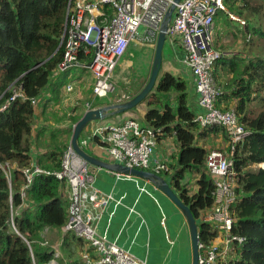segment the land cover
<instances>
[{
    "label": "trees",
    "instance_id": "16d2710c",
    "mask_svg": "<svg viewBox=\"0 0 264 264\" xmlns=\"http://www.w3.org/2000/svg\"><path fill=\"white\" fill-rule=\"evenodd\" d=\"M223 3L228 17L231 14L244 19L250 55L247 60L239 55L226 56L215 65L227 66L233 75L237 88L231 96L237 99L240 122L249 131L233 157L239 199L233 209L232 232L244 238V243L236 248L230 264H264V0ZM67 6L68 0H0V108L7 104L0 111V264H47L52 257L51 248L41 232L62 227L67 220L69 200L60 196L63 183L53 175H35L25 190V199L20 196L25 184L21 170L30 167L33 146L34 109L30 99L38 98L49 87L62 61ZM106 12L111 16L108 8ZM14 91L25 99L16 97L10 101ZM171 93L175 94L174 99L170 98ZM187 102L186 81L165 72L141 103L147 107V125L175 136L177 163L174 168L170 166L174 169L170 184L196 219L199 243L209 246L216 233L200 217L213 203L214 181L205 165L207 149L198 140L205 137L206 131L220 130L213 127L201 131L193 122L196 114ZM251 105L258 106L259 111L251 114ZM78 119L73 117L71 121L74 124ZM54 133L57 134L49 138L50 143H43L48 150L37 158V166L49 174L59 170L60 158L68 147L67 141L58 142V131ZM222 137L225 139L224 133ZM94 141L101 144L98 139ZM260 164L262 168H250ZM3 165H15L10 181ZM187 174L195 180L192 193L185 182ZM24 201L28 202L27 207L15 215Z\"/></svg>",
    "mask_w": 264,
    "mask_h": 264
},
{
    "label": "built area",
    "instance_id": "2783aa9c",
    "mask_svg": "<svg viewBox=\"0 0 264 264\" xmlns=\"http://www.w3.org/2000/svg\"><path fill=\"white\" fill-rule=\"evenodd\" d=\"M173 1L68 0L61 41L63 56L58 71L65 72L76 67L88 70L94 80L93 96L108 98L115 89L112 82L114 71L130 44L155 46L161 26L166 24L165 43L182 49L194 79L200 113L195 115L193 122L201 131L215 127L226 136L225 152L217 149L207 150L206 153L205 165L214 181L213 203L203 211L200 221L213 226L218 243L214 245L211 242L209 246L198 243V264H230V252L244 243V238L232 232L235 222L233 209L239 199L238 173L234 169L233 157L236 147L244 143L249 131L241 124L236 107H218L225 91L215 80L214 68L218 60L227 54L214 48L213 32L217 13L225 11V8L222 0H180L168 21ZM106 8L111 11V16H108ZM229 16L245 25L236 16ZM70 89L67 88L68 91ZM16 97L25 99L19 91H14L10 101ZM124 101L126 99L121 98L118 103ZM30 102L33 106L37 105L36 98H31ZM6 106H2L0 111H4ZM163 135L160 127L142 126L136 120L127 119L118 125L94 126L79 139V145L84 148L90 141L98 139L114 162L159 175L170 170L166 163L158 159L151 162L155 145ZM21 172L25 184L20 189V196L24 200L25 190L34 176L49 173L38 166L23 168ZM5 174L10 181L11 175L8 172ZM52 175L64 181L69 188L70 204L66 223L62 227L65 233L87 244L89 250L82 254L84 264H146L99 235L92 227L95 219L92 210L106 205L111 198H99L97 190L91 185L92 177L86 161L75 153L70 144L60 158L59 170Z\"/></svg>",
    "mask_w": 264,
    "mask_h": 264
},
{
    "label": "crops",
    "instance_id": "0c3cea01",
    "mask_svg": "<svg viewBox=\"0 0 264 264\" xmlns=\"http://www.w3.org/2000/svg\"><path fill=\"white\" fill-rule=\"evenodd\" d=\"M217 17L221 25L218 27L217 32H215L214 46L217 49L218 47L222 48V46H227V49L222 50L224 51L223 53L227 54V57L224 56L226 58H232L233 54L241 57V53L237 50V45L243 42V51L246 52L247 46L245 37L247 31L244 30V26L241 27L239 22H234L224 12L219 11L216 18ZM232 23L237 24V27L233 26ZM222 28L226 29L230 34L231 32L235 33L234 38H236V43L233 44V47L236 53L231 52L232 48L230 47L231 40H234L232 39L233 36L230 38L228 35L219 32ZM237 33L240 34V36H238ZM133 45L139 47L138 45L140 44L133 42ZM164 45H166L167 48H163L162 63L165 59L164 55L166 59L173 60V63H180L179 68L181 73L176 77L183 78L187 83V103L190 111L194 114L200 113V109L197 106V95L194 91V79L189 67L185 63L182 49L171 47L166 43ZM235 55L233 57H235ZM217 66L214 68L215 78ZM222 68L225 69L227 67L223 66ZM80 69L82 70V72H80L81 74L87 73L90 75L91 79H93L88 70ZM161 69L162 64L160 70ZM227 70L229 72V69ZM165 72L174 75L172 71L165 70ZM229 74L231 85H228L227 90L224 89L225 96L218 102V107L222 109L233 108L236 107L237 104V99L231 96V91L237 88V83L233 86L235 83L234 78L230 72ZM52 77L56 79L53 80L49 87L44 88L41 95L36 98L37 105L33 106V146L31 149L30 165L32 168L37 167L38 156L44 154L48 150L43 146V143H50L49 138L53 134H57L54 133L55 130L60 134L58 136V142L67 141L69 146L73 125L82 117L84 112L89 109L106 106L109 102H111V105L118 104V100H121V98L116 97L118 95V88L113 83L115 88L114 92L111 93L108 98L100 99V103L96 102L99 98H95L92 92L87 96L88 100L82 102L81 98L83 96L81 95L80 90L82 88L80 84L87 88L88 84L85 81H88V79H85L82 75L75 76L70 71L60 72L58 70L53 73ZM69 81H71V83ZM93 82L94 80H92V86ZM49 83H51V79ZM225 84H227V82H225ZM68 87L71 88L69 91L67 90ZM52 89L54 93L51 92ZM88 89L89 88H87V91ZM140 91L141 90H139V92ZM112 96H114V98H112ZM223 99L226 105L221 104ZM231 101H234L235 105L232 106L230 104L227 106ZM140 105H142V103L132 110L121 113L120 115L107 116V120L117 118L115 120L117 123L113 124L118 125L127 119H131L130 116L133 111L140 107ZM145 113L146 109L144 108L141 113V120H136L142 126L147 125L144 122ZM73 117L79 118L74 124L71 121ZM100 123L101 122L96 121L89 124L83 130L80 138L85 137L91 128ZM219 130L218 132H204L205 137L201 140L211 139L221 144L224 143L226 136L224 139L222 137L224 132L221 129ZM214 136L216 137L214 138ZM204 148L206 149L205 146ZM83 149L86 153L104 163H116L106 154L103 146L96 141H90ZM177 152L178 148L175 136L164 132V135L155 145L151 162L158 159L166 163L169 169L170 166L174 168L177 163ZM87 165L88 172L92 177L91 185L97 190L99 198H107L108 196L111 198L106 205L101 206L98 210H92V215L95 217L92 221V227L99 235L105 236L108 241L115 243L118 247L133 256L144 260L146 264H192V242L186 218L168 196L158 190L154 184L144 179L125 176L110 168L97 167L90 164ZM5 166L8 168V173L11 175L12 170L15 169V165ZM12 166L13 169H11ZM173 171L174 169H170L168 173L157 175L163 178L172 190L173 187L170 183ZM60 196L68 199L70 204L69 188L65 182H63L62 188L60 189ZM23 203L22 206L14 211L15 215H18L21 209L27 207L26 203L28 202L24 201ZM41 236L51 248L52 257L47 264H84L82 254L89 250L87 244L74 239L72 234L65 233L63 227L45 228L42 230ZM217 236L212 239L214 245L218 243V240H216ZM232 252L236 256L237 250L234 249ZM232 252H230L231 260L235 258H231Z\"/></svg>",
    "mask_w": 264,
    "mask_h": 264
},
{
    "label": "rangeland",
    "instance_id": "374dc122",
    "mask_svg": "<svg viewBox=\"0 0 264 264\" xmlns=\"http://www.w3.org/2000/svg\"><path fill=\"white\" fill-rule=\"evenodd\" d=\"M222 4L225 8V11H221V12L226 13L227 9L223 3V0H222ZM236 18H238V17H236ZM234 22H236V21H234ZM232 24H233V26L237 27V24H235V23H232ZM261 24H262V26H263L262 28L264 30V21ZM220 25H221V23L219 21V18L217 17L215 20V26H214V32H213L214 33V41H215V32H217V29H218V27H220ZM240 26L242 27V25H240ZM244 30L247 31V28L245 27ZM219 32H221L222 34L228 35L230 38L233 36L232 39H234V40H231L230 47L232 48L231 52L236 53L235 48L233 47V44L236 43V38H234L235 33L231 32V34H230V32L226 31V29H224V28H222L221 31H219ZM247 34H248V32H247ZM237 35L240 36V34H238V33H237ZM263 42H264V39H263ZM217 43H218V41H217ZM138 46L139 47L133 45V43L130 44L128 51L126 52L123 59L121 61H119L118 65L114 71L113 83L118 88V91H117L118 95L116 96L118 98L130 100L134 96V94H137L139 92V90L143 89V87L146 85V83L149 80L152 62H153V57H154V52H155V46H149V45H138ZM164 47L167 48L166 45H164ZM223 49H227V46H222V48L218 47L217 50L222 51ZM237 50H239V52L241 53V59L242 60H247L250 58L248 51L247 50H246V52L243 51V42H241L237 45ZM164 52H165V50H164ZM222 52H224V51H222ZM233 55H235V54H233ZM164 58L165 59L162 63V69L160 70L159 77L165 72V70L172 71L174 76H177L179 73H181V70L179 68V64H180L179 62L173 63V60L168 59V58L166 59L165 55H164ZM222 67H223L222 64L217 66V68H216L217 74H216L215 79H217L216 82L218 83L220 89L222 91H224V89L227 90L228 85H231V78H230V74L227 70L229 68L226 66L227 68L223 69ZM78 68L79 67L71 68L68 71H70L75 76L82 75L85 79H88V81H85L88 84V87H87V88H89L88 91H87L86 87H83L80 84V86L82 88L80 91H81V95L83 96L81 98V100H82V102H84L85 100H88L87 96L90 95L92 92V87H93L92 86V80L93 79H91L90 75L87 73L81 74L80 72H82V70L80 68L79 69ZM55 79H56L55 77H51V83H49L48 85L50 86L52 84L53 80H55ZM69 82L71 83V81H69ZM225 82H227V84H225ZM234 85H236V83H234L233 86ZM114 96H112V98H114ZM169 96H170V98L174 99L175 94L171 93ZM224 99L221 101V104L226 105V102L224 101ZM96 102L100 103V99H98ZM230 104L232 106L235 105L234 101H231L227 106H229ZM222 107H224V106H222ZM144 108L147 109L146 104L142 103V105H140V107H138L137 109H135V111H133L132 115L130 116L131 119L137 120V121L141 120V117H142L141 113H142V110ZM258 108L259 107L256 105H251V107H250L251 114L257 113L259 111ZM107 119H108V117H105L102 121H98L101 123L99 125H95V126L105 125L107 123H110V124L117 123V122H115V120L117 118L109 119V120H107ZM215 137L216 136H214V138ZM198 144L200 146H205L207 150L219 149L223 152L226 151V143L221 145V143L215 142L211 139H208V140L207 139H205V140L199 139ZM262 165L263 164L252 165V166H250V168L256 169L257 167H260ZM11 169H13V166ZM4 170L6 173L8 172V168L6 166H4ZM185 182L187 183L188 189L190 190L191 193L193 191H195L196 186L194 184L195 183L194 177L187 174ZM10 225L12 226V220H10ZM231 255H232L231 258L235 257V254L233 252L231 253Z\"/></svg>",
    "mask_w": 264,
    "mask_h": 264
},
{
    "label": "water",
    "instance_id": "95a60500",
    "mask_svg": "<svg viewBox=\"0 0 264 264\" xmlns=\"http://www.w3.org/2000/svg\"><path fill=\"white\" fill-rule=\"evenodd\" d=\"M179 1L180 0L173 1V4L171 5V8L167 15L168 21L171 19L175 5ZM165 30H166V24L162 25L160 28V32L155 45V52H154L149 80L146 83V85L143 87V89H141V91L138 94H136L133 98H131L126 102L107 105L84 112L82 117L73 125L69 144L72 147V149L75 151V153L80 158L85 160L87 164L97 167L110 168L113 169L115 172L125 176H132V177L144 179L154 184L158 188V190H160L162 193L168 196V198L181 210L184 217L186 218L189 227L191 242H192V251H193L192 264H198V243H199L198 224L196 222V219L193 217L189 206L185 205L178 198V195L171 189L169 184L165 182V180L160 176H157L156 174L149 171L129 168L124 165H120L116 163L115 164L104 163L101 160L86 153L85 150L79 145L80 136L83 130L89 124H91L92 122L101 121L107 116L121 114L132 110L133 108L141 104V102L144 101L146 96L152 91L159 77L160 68L162 64L163 48L165 44Z\"/></svg>",
    "mask_w": 264,
    "mask_h": 264
},
{
    "label": "clouds",
    "instance_id": "9594fccd",
    "mask_svg": "<svg viewBox=\"0 0 264 264\" xmlns=\"http://www.w3.org/2000/svg\"><path fill=\"white\" fill-rule=\"evenodd\" d=\"M93 85H94V82H93ZM92 89H93V87H92ZM100 99V98H99ZM105 99V98H104ZM126 101H128V100H126ZM126 101H124V102H126ZM108 105H111V102H109V104ZM107 106V105H106ZM89 110H91V109H89ZM89 110H87V111H89ZM108 124H110V123H108ZM103 146V145H102ZM127 167V166H126ZM169 167V166H168ZM261 167V166H260ZM262 168V167H261ZM135 169H137V168H135ZM139 170H141V169H139ZM145 171H148V170H145ZM150 172V171H149ZM153 173V172H152ZM49 175H52V174H49ZM157 175V174H156ZM54 176V175H53ZM55 177V176H54ZM56 178V177H55ZM57 179V178H56ZM58 180V179H57ZM58 181H60V180H58ZM60 182H64V181H60ZM31 185V184H30ZM69 207V206H68Z\"/></svg>",
    "mask_w": 264,
    "mask_h": 264
}]
</instances>
